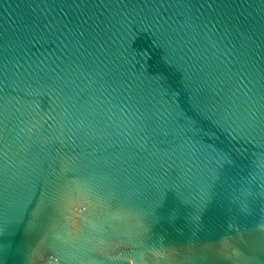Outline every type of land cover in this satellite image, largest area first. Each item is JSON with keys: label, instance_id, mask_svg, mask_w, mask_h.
Returning <instances> with one entry per match:
<instances>
[{"label": "water", "instance_id": "1", "mask_svg": "<svg viewBox=\"0 0 264 264\" xmlns=\"http://www.w3.org/2000/svg\"><path fill=\"white\" fill-rule=\"evenodd\" d=\"M0 264H264V0H0Z\"/></svg>", "mask_w": 264, "mask_h": 264}]
</instances>
